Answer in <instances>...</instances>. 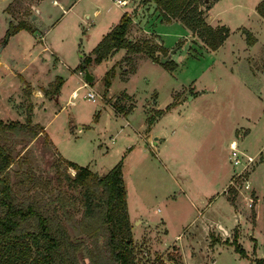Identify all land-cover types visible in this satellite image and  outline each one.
<instances>
[{
  "label": "rangeland",
  "instance_id": "1",
  "mask_svg": "<svg viewBox=\"0 0 264 264\" xmlns=\"http://www.w3.org/2000/svg\"><path fill=\"white\" fill-rule=\"evenodd\" d=\"M40 1L21 0V5L13 1L8 20L2 14L8 0H0V120L24 122L33 110L32 120L45 127L43 136L17 156L10 168L18 201L38 204L49 215L64 220L56 198L61 187L72 194L67 177H74L75 171L66 169L60 157L89 166L100 176L122 161L127 211L133 218L132 223L129 221L131 231L134 226L131 248L135 264H153L160 259L175 264L169 258L180 264H246L234 245L227 244L229 238L222 241L224 236H219L223 244L214 245L212 254L203 259L202 253L215 244L214 238L206 243L201 230L188 242L176 236L184 234L186 225L190 230L192 224L195 227L192 220L197 211L192 209V201H200V196L209 198L215 191H221L225 198L210 210L221 224L230 228L234 223L228 203L238 220H244L241 226L247 224L239 243V234L232 236V241L236 238L251 252L253 243L247 234L254 231L259 241L264 235V43L251 47L255 40L247 30L258 28L250 9L254 0H220L212 12L217 0L192 4L191 9L201 11L207 24L228 27V38L216 51L209 50L177 18L167 22L153 0H131L121 8L115 0H78L64 15L59 6L47 0L41 6L40 18L41 25L50 28L47 40L52 41L53 49L42 51L37 41L40 31L14 34L2 45L10 22L25 20L31 29L40 24L34 6ZM96 9L101 12L97 16ZM123 10L132 17L128 37L154 47L157 62L124 49L99 63L90 58L87 68L94 81L82 87L84 69L78 67L79 56L94 60L93 49L113 16ZM58 18L59 24L51 29ZM159 23L172 24L159 28L168 47L155 33ZM51 50L59 54L61 63L55 61ZM107 72L114 73L108 87L104 81ZM58 79H65L61 96L54 92ZM90 90L102 95V100L85 99ZM172 106L174 109L153 125L160 112L156 110ZM149 129L151 137L162 139L159 154L153 141L148 147L143 145V134ZM231 139L255 158L248 176L251 191L236 190L228 184L222 192L233 172ZM28 168L42 185L25 197L14 173ZM221 171L227 176H216L215 172ZM67 210L81 217L79 204ZM135 216L144 223L136 226ZM69 233L73 240L83 237H75L72 230ZM98 243L101 246L102 239ZM86 245L95 248L90 240ZM84 259L88 264V258Z\"/></svg>",
  "mask_w": 264,
  "mask_h": 264
},
{
  "label": "trees",
  "instance_id": "2",
  "mask_svg": "<svg viewBox=\"0 0 264 264\" xmlns=\"http://www.w3.org/2000/svg\"><path fill=\"white\" fill-rule=\"evenodd\" d=\"M153 1L162 10L167 22L177 18L199 36L211 51L219 49L228 38L227 27H213L206 23L201 11L191 9L192 4L199 0ZM14 3L21 5V0H14ZM9 8L7 11L10 13ZM257 12L264 18V0L258 4ZM131 23L132 17L124 13L94 48L95 62L99 63L122 49L130 53H143L153 63L157 62L154 47L149 46L148 42L141 43L128 37ZM20 30L32 31L25 20L17 24L10 22L2 45ZM90 61V57H86L78 67L85 69ZM113 76V72L105 74L106 87ZM58 81L54 92L62 84L61 79ZM43 134V126L33 124L30 113L25 122L0 120V264H85L84 258H88V264H135L122 161L100 176L60 157L66 169L75 171L74 177L67 175L72 194L68 195V191L61 187L56 198L64 220L49 215L38 204L18 201L19 192L13 186L10 168L16 157L27 151ZM24 161L29 162L27 158ZM14 177L25 197L29 191L42 185L41 179L29 168L15 172ZM77 204L82 209L81 217L67 210L68 207L76 209ZM69 230L74 232L75 237H83L73 240ZM100 239L101 246L98 243ZM89 240L94 249L87 247ZM229 244L234 245L237 253L245 256V250L236 242V238ZM153 264L167 263L160 259ZM253 264H264V256L255 259Z\"/></svg>",
  "mask_w": 264,
  "mask_h": 264
},
{
  "label": "crops",
  "instance_id": "3",
  "mask_svg": "<svg viewBox=\"0 0 264 264\" xmlns=\"http://www.w3.org/2000/svg\"><path fill=\"white\" fill-rule=\"evenodd\" d=\"M14 0H8V2H7V4H5V6H4V8L2 9V14H4L5 15V17H6V19H8V17L7 16H10L11 14L9 13V12H7V7L13 2ZM45 1H47V0H41L40 2H38L37 4H35L34 6H35V8H37V9H35V11H36V14L38 15V22H40V24L35 28V27H33L32 26V31H28V30H20L19 32H17L16 34H20V33H22V32H29V33H36L37 31H40L39 33V38L37 39V41H38V43H41L42 44V51H44V52H46V51H50V48H52L53 49V47L52 46H54L53 45V43H52V41H51V43H50V41H48L47 40V33L49 32V29L50 28H48L49 26H46V27H44V26H42L41 24H43L42 23V20H43V18H40L41 16H42V9H41V6L44 4V2ZM48 1H51L52 3H53V5H55V6H59L60 7V10L62 11V15H64V14H66V13H68V11L71 9V7L74 5V3H76V1H78V0H48ZM220 0H217L215 3H214V5L211 7V9H210V12H212V10L214 9V7L216 6V4L219 2ZM262 0H254V2L251 4V15L253 16V18L255 17L256 18V23H257V29H259V30H257V29H254V30H250V29H253V28H250V29H247V28H245V29H247V30H249L252 34H253V36H254V43L252 44V45H250L251 47H256V46H258V45H263V43H264V39H263V31H264V18L257 12V6H258V4L261 2ZM240 4V3H239ZM117 5V4H116ZM34 6H32V8L34 7ZM239 7V6H238ZM121 8V7H120ZM209 12V13H210ZM101 12H100V10H98V9H96L95 11H94V15H99ZM124 14V10L123 11H121L117 16L115 15V16H113V18L111 19V21L109 22V24H108V29H107V31L104 33V34H102V38H101V40L104 38V36L107 34V33H109L110 31H111V29L116 25V22L118 21L119 22V20H120V18H121V16ZM36 16V15H35ZM45 16V15H44ZM33 19H36V18H34L33 17ZM110 19V18H109ZM9 20V19H8ZM11 20V19H10ZM59 21H60V19L58 18V20L55 22V24H53L52 26H50L51 27V29H54V27H55V25H57V24H59ZM117 22V23H118ZM44 25V24H43ZM163 25H166V26H171L172 24L171 23H159L158 25H157V27H155V29L154 30H156V34L161 38V40L164 42V46L165 47H168L169 45L165 42V37H164V33L163 32H161V29L159 30V28L161 27V26H163ZM227 27V26H226ZM228 28V27H227ZM187 29V28H186ZM188 30V29H187ZM160 31V32H159ZM189 32V31H188ZM43 34V35H42ZM42 37V38H41ZM101 40H100V42H101ZM99 42V43H100ZM98 43V44H99ZM97 44V45H98ZM96 45V46H97ZM2 50L3 49H1L0 50V52H1V54H0V57L2 56ZM94 50V49H93ZM51 55H54V57H55V61L56 62H62V60L60 59V56H58L59 54H54L53 53V51L51 50ZM80 57V62L82 61V60H84V58H86V56H84V55H80L79 56ZM88 57H90V56H88ZM90 58H92V62H94L95 63V61L93 60V57H90ZM151 60V59H150ZM90 63H91V61H90ZM56 64H55V62L53 63V66L54 67H56L55 66ZM93 75V74H92ZM63 78V77H62ZM64 82H65V79L63 80V82H62V84H61V86H60V88L58 89V91L56 92V94H58L59 96H61V88H62V86H63V84H64ZM75 93V91L73 92V96L75 95L74 94ZM126 94H128L129 96H132L131 94H129V93H127V92H125ZM71 95V94H70ZM36 97H37V95H35ZM168 106V105H167ZM174 107L175 106H172L171 108H168V109H160V110H156V111H160L161 112V114L160 115H158L154 120H153V125H155L156 123H158V121L160 120V119H162V118H164V116L168 113V112H170V111H172V109H174ZM135 108V107H134ZM134 108H133V110H134ZM167 108V107H166ZM113 110H114V112L116 113V114H118V115H120L119 113H117L116 112V110L113 108ZM133 110H131L130 112H132ZM33 111V110H32ZM32 111L30 112V114H31V120H32ZM130 112H128V114L130 113ZM127 114V115H128ZM8 121H15V120H8ZM5 122H7V121H5ZM20 122V121H19ZM25 122V121H24ZM32 123L33 124H38V123H35L33 120H32ZM155 123V124H154ZM41 125V124H40ZM44 129H45V127H43ZM78 129L80 130V129H82V127H78ZM151 131V129H149L145 134H143V145H144V147H148V145H149V142H152L153 141V145H154V148H155V152L157 153V154H159L160 153V146H162V144H163V142L161 141L162 139L161 138H157V137H151L150 135V132ZM44 132H45V130H44ZM40 138V137H39ZM231 140H233V139H231ZM152 144H150V145H152ZM229 145H230V142H229ZM64 159V158H63ZM229 159H230V157H229ZM67 160V159H66ZM70 161V160H69ZM71 162H73V161H71ZM73 163H75V162H73ZM75 164H77V163H75ZM77 165H79V164H77ZM79 166H81V165H79ZM81 167H85V166H81ZM86 168H88V169H90L89 168V166H86ZM92 172H97L96 170H93V169H90ZM216 173V176H221V174H222V176H227V173L226 174H223L222 173V171H221V173H217V172H215ZM231 176H232V173L231 174H229L228 176H227V182H226V184H225V186L222 188V192L223 191H225V188H226V186H228V184H229V181H230V178H231ZM127 188V187H126ZM181 192H182V190H181ZM183 193V192H182ZM214 194L211 196V197H209V198H207V197H204V196H200V201H198V200H194V201H192V209H194V210H196L197 211V216L195 217V219H193L192 220V223H196L195 224V227H194V229H193V224L191 225V230H190V227H188L187 228V225L183 228V233L184 234H179V235H177L176 236V238L179 240V241H184L185 240V242H188V240L189 239H194V235H195V232H197V231H199V230H201L202 231V234H203V236L205 237V242L207 243V241H211L213 238L215 239V244H213V246L212 245H210V246H207L206 248L207 249H205V252L204 253H202L203 254V256H202V258L203 259H205L208 255H211L212 254V251H213V247H214V245H216V244H223L222 242H219L218 241V238H219V236H224L223 238L224 239H222V241L223 240H226L227 238H229V243L230 242H232V239H231V237L232 236H234L235 234H239V236H238V238H237V240H238V243H239V239L242 237V236H245L246 235V229L248 228L247 227V224H243L242 226H241V224H242V222L244 221V220H242V221H239L238 220V216L236 215V212H235V210H234V208H233V205H231V204H229L228 202V206L231 208V212H232V214H233V221H234V223L233 224H231V226H230V228H227L225 225H223V224H221V220H219V218L217 217V216H215L213 213V211H210L211 209H213L214 207H215V205H216V203L218 204V200H220V199H223L224 198V196L223 195H221V191L220 192H218V191H215V192H213ZM225 199V198H224ZM217 206V205H216ZM127 208H128V201H127ZM129 218H130V220H131V223H132V221H133V218H132V215L129 213ZM137 218V216H135L134 217V219H135V225L137 226L138 225V223H144V221H142L141 219H136ZM163 220V219H162ZM220 222V223H219ZM162 223L165 225V221L163 220L162 221ZM133 226V225H132ZM147 226H149V223H147ZM223 227L226 231H227V233H224V231L221 229V227ZM199 227V229L198 230H195V228H198ZM246 228V229H245ZM133 230H134V226H133V229H132V232H133ZM168 232V230L166 229V231H165V233H167ZM134 233V232H133ZM189 233V234H188ZM186 234H188L187 236H186ZM220 234V235H219ZM258 234V233H257ZM246 237H248L249 238V240L250 241H252V243H253V248H252V250H251V252L249 251V250H246V249H244L245 250V256H241L239 253H237L239 256H240V258L241 259H243V260H245L247 263L246 264H253L254 263V260L255 259H257V258H261V257H263L264 256V235L262 234V238L260 239V241H259V238L257 237V235H255V233H254V231H251L249 234H247V236ZM185 238V239H184ZM229 243H227V244H229ZM172 245H177V244H172ZM179 246V245H178ZM181 247V246H180ZM182 248V247H181ZM201 254V255H202ZM208 258V257H207ZM163 260V259H162ZM169 260H171V262H173V263H175V264H180V262H175L172 258H169ZM183 263H185V262H183Z\"/></svg>",
  "mask_w": 264,
  "mask_h": 264
},
{
  "label": "built area",
  "instance_id": "4",
  "mask_svg": "<svg viewBox=\"0 0 264 264\" xmlns=\"http://www.w3.org/2000/svg\"><path fill=\"white\" fill-rule=\"evenodd\" d=\"M130 2L131 0H115V4H117V6L119 7H126ZM87 84L88 83L85 81L82 87H85ZM74 94L76 95V91ZM84 98L88 101L96 102L98 101V99L102 100V95H99L97 92L90 90L84 95ZM229 148L230 161L233 168L229 186L236 190L242 188L245 191H251L252 189L248 176L252 166L254 165L255 158L241 150L236 140H232L230 142Z\"/></svg>",
  "mask_w": 264,
  "mask_h": 264
},
{
  "label": "water",
  "instance_id": "5",
  "mask_svg": "<svg viewBox=\"0 0 264 264\" xmlns=\"http://www.w3.org/2000/svg\"><path fill=\"white\" fill-rule=\"evenodd\" d=\"M1 54V52H0ZM166 59H161V62H164ZM84 80L87 82V83H92L94 81V77L93 75L90 73L89 69L88 68H85L84 69ZM221 227V226H220ZM221 229L224 231V233H227V231L221 227Z\"/></svg>",
  "mask_w": 264,
  "mask_h": 264
}]
</instances>
